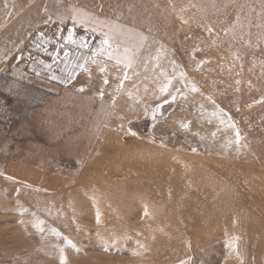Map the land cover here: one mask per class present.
Instances as JSON below:
<instances>
[{
    "label": "rangeland",
    "instance_id": "1",
    "mask_svg": "<svg viewBox=\"0 0 264 264\" xmlns=\"http://www.w3.org/2000/svg\"><path fill=\"white\" fill-rule=\"evenodd\" d=\"M61 257L264 264V0H0V264Z\"/></svg>",
    "mask_w": 264,
    "mask_h": 264
},
{
    "label": "snow or ice",
    "instance_id": "2",
    "mask_svg": "<svg viewBox=\"0 0 264 264\" xmlns=\"http://www.w3.org/2000/svg\"><path fill=\"white\" fill-rule=\"evenodd\" d=\"M71 35H72L71 30H69V35H68V37H65V39H66V40L70 39V38H71ZM108 43H109V41H108L107 38H105V39L102 41V44H103V45H108ZM84 46L86 47L87 45H84ZM94 54H95V53H94ZM65 57H67V52H65ZM118 63H119V61H118ZM80 67L83 68V65H80ZM100 71H104V69L101 68ZM70 76H71V74H70ZM125 78H127V77H125ZM52 79H57V77L53 76ZM104 82L107 83V80H105ZM79 90H80V91H83L82 88L79 89ZM193 90H195V89H193ZM161 91H167V88L165 87V88L161 89ZM101 95H102V93H101ZM173 99H174V97H173ZM165 103H167V101H165ZM159 107H160V106H157V108H159ZM153 118H155V114H154V117H153ZM236 138H237V143H238V142H239V132H238V131H237V133H236ZM193 150H195V149H193ZM134 254H135V253H134ZM61 264H63V257H61Z\"/></svg>",
    "mask_w": 264,
    "mask_h": 264
}]
</instances>
